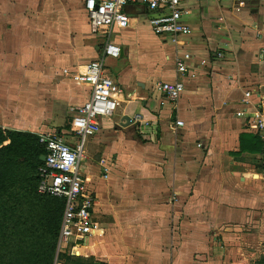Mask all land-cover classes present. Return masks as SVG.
<instances>
[{
  "label": "crops",
  "instance_id": "0c3cea01",
  "mask_svg": "<svg viewBox=\"0 0 264 264\" xmlns=\"http://www.w3.org/2000/svg\"><path fill=\"white\" fill-rule=\"evenodd\" d=\"M86 1L0 0L4 130L70 132L69 108L85 103L90 89L64 71L80 73L109 40L122 48L106 60L122 89L120 106L100 119L82 166L104 235L68 256L95 264H264V140L255 125L264 117V0L191 4L184 17L191 33L177 44L154 33L143 4L126 8L130 28L94 35ZM176 81L184 93L171 102L159 86Z\"/></svg>",
  "mask_w": 264,
  "mask_h": 264
},
{
  "label": "built area",
  "instance_id": "2783aa9c",
  "mask_svg": "<svg viewBox=\"0 0 264 264\" xmlns=\"http://www.w3.org/2000/svg\"><path fill=\"white\" fill-rule=\"evenodd\" d=\"M200 0H87L86 14L94 35H109L116 30H125L131 26V17L126 8L133 4L146 5L153 15L150 24L154 33L173 43H179L188 37L191 29L184 23V17L190 13L188 6ZM240 1V0H238ZM122 48L111 40L104 48L103 55L97 61L88 63L80 73L65 70L64 74L90 89L89 99L80 105L69 108L72 117L70 132L50 131L41 134V143L46 146V161L38 169L40 178L39 193L65 201V211L58 240L54 264H65L61 255H76V250L86 246L91 238L102 237L104 230L95 219L96 197L87 188V178L82 170L86 158L88 138L101 132L100 119L112 117L120 106L122 89L106 68L107 58L118 59ZM178 72L182 75L188 68L178 61ZM167 100L176 102L184 93L182 82H164L159 86ZM252 95L245 94L244 104L249 105ZM246 117L247 110L237 113ZM141 119V118H140ZM257 131L264 140V117L258 115L255 120ZM177 126H184L178 121ZM264 168V150L262 154ZM109 170L105 169V177Z\"/></svg>",
  "mask_w": 264,
  "mask_h": 264
},
{
  "label": "trees",
  "instance_id": "16d2710c",
  "mask_svg": "<svg viewBox=\"0 0 264 264\" xmlns=\"http://www.w3.org/2000/svg\"><path fill=\"white\" fill-rule=\"evenodd\" d=\"M40 135L0 128V264H54L65 201L39 193ZM65 264H95L61 255Z\"/></svg>",
  "mask_w": 264,
  "mask_h": 264
},
{
  "label": "rangeland",
  "instance_id": "374dc122",
  "mask_svg": "<svg viewBox=\"0 0 264 264\" xmlns=\"http://www.w3.org/2000/svg\"><path fill=\"white\" fill-rule=\"evenodd\" d=\"M139 7H142V8H144L143 7V5H141V6H139ZM87 33H89V35H90V37H92V39L93 40H96L97 39V37L95 38V37H93L92 35H91V33H90V31H89V29H87V31H86ZM113 77V76H112ZM90 140H91V137L90 138H88V140H87V142H86V150H87V148H88V144H89V142H90ZM84 163V162H83ZM84 164H82V166H83ZM96 219V218H95Z\"/></svg>",
  "mask_w": 264,
  "mask_h": 264
},
{
  "label": "water",
  "instance_id": "95a60500",
  "mask_svg": "<svg viewBox=\"0 0 264 264\" xmlns=\"http://www.w3.org/2000/svg\"><path fill=\"white\" fill-rule=\"evenodd\" d=\"M127 121H129V122H130V119H129V118H127ZM42 161H43V162H45V161H46V158H45V157H42Z\"/></svg>",
  "mask_w": 264,
  "mask_h": 264
},
{
  "label": "bare ground",
  "instance_id": "6f19581e",
  "mask_svg": "<svg viewBox=\"0 0 264 264\" xmlns=\"http://www.w3.org/2000/svg\"><path fill=\"white\" fill-rule=\"evenodd\" d=\"M75 252H76V254L81 255L80 250H76Z\"/></svg>",
  "mask_w": 264,
  "mask_h": 264
}]
</instances>
